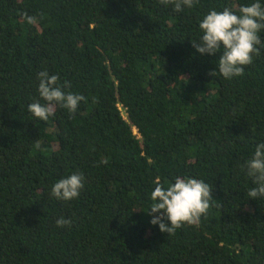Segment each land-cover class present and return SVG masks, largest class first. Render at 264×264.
I'll return each mask as SVG.
<instances>
[{
	"label": "trees",
	"instance_id": "16d2710c",
	"mask_svg": "<svg viewBox=\"0 0 264 264\" xmlns=\"http://www.w3.org/2000/svg\"><path fill=\"white\" fill-rule=\"evenodd\" d=\"M253 2L0 0V264H264V197L247 196L244 167L264 143V48L225 79L209 75L220 53L193 47L210 10ZM41 71L86 97L75 114L27 110L44 103ZM74 172L80 196L54 198ZM178 176L209 184L214 206L168 236L150 194Z\"/></svg>",
	"mask_w": 264,
	"mask_h": 264
},
{
	"label": "clouds",
	"instance_id": "9594fccd",
	"mask_svg": "<svg viewBox=\"0 0 264 264\" xmlns=\"http://www.w3.org/2000/svg\"><path fill=\"white\" fill-rule=\"evenodd\" d=\"M164 6L171 5L174 12H183L185 8L192 9L200 0H158ZM21 18L29 26L38 25V17L21 12ZM43 16V13H40ZM202 33L199 42L193 47L200 54L215 55L220 53L218 71L209 75L216 77L217 72L225 79L244 75L245 66L253 63L254 56L260 55L264 48L259 33L264 31V5L260 0L248 5H238L236 8L224 7L222 10L212 9L199 21ZM38 92L44 101L36 100L28 105V111L40 121H47L55 114L57 106L75 114L81 101L86 97L75 94L70 89L68 81L60 82L58 75H49L47 71L38 73ZM40 148V144H36ZM107 163V161H102ZM244 167L247 176L255 185L247 192L251 199L264 197V143H259ZM85 177L74 172L58 180L51 188V195L57 200L69 201L78 198L84 188ZM212 188L202 179L191 177H176L174 183L165 187L159 180L155 181L151 192L153 201L149 215L150 221L158 225L162 233L175 235L184 225H198L201 217H206L213 205ZM72 221L60 217L56 220L57 227H70Z\"/></svg>",
	"mask_w": 264,
	"mask_h": 264
},
{
	"label": "built area",
	"instance_id": "2783aa9c",
	"mask_svg": "<svg viewBox=\"0 0 264 264\" xmlns=\"http://www.w3.org/2000/svg\"><path fill=\"white\" fill-rule=\"evenodd\" d=\"M118 108L121 109L120 105L118 104ZM124 117V116H123Z\"/></svg>",
	"mask_w": 264,
	"mask_h": 264
}]
</instances>
